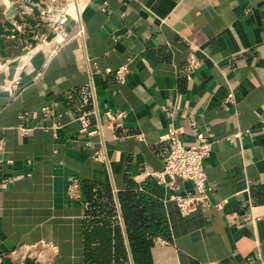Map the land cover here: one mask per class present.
<instances>
[{
	"label": "crops",
	"instance_id": "1",
	"mask_svg": "<svg viewBox=\"0 0 264 264\" xmlns=\"http://www.w3.org/2000/svg\"><path fill=\"white\" fill-rule=\"evenodd\" d=\"M4 1L0 61L9 63L52 32L42 0ZM21 3L32 7L22 17ZM13 19L22 30L10 37ZM81 26L53 58L37 51L22 71L15 61L0 67V264H18L9 251L40 239L58 248L50 264H134L131 195L162 225L154 239L167 241L153 239L152 264H264V0H88ZM191 54L201 64L189 79L178 70ZM122 65L124 82L105 71ZM18 77L25 87L11 99L2 86ZM108 109L126 112L121 126H105ZM81 116L95 133L81 131ZM193 121L213 135L204 160L212 189L208 207L183 216L170 197L192 183L170 187L145 170L162 169L168 125L188 144Z\"/></svg>",
	"mask_w": 264,
	"mask_h": 264
},
{
	"label": "built area",
	"instance_id": "2",
	"mask_svg": "<svg viewBox=\"0 0 264 264\" xmlns=\"http://www.w3.org/2000/svg\"><path fill=\"white\" fill-rule=\"evenodd\" d=\"M88 0H42V5L38 6V15L41 21H45L51 29L52 35L46 38L41 35L35 47H28L25 53L15 59V67L19 71L25 69L34 52H44L46 59H51L57 55L59 50L68 43L71 39L81 36L83 28L81 26V15L87 6ZM5 2V1H4ZM5 4H11V0H6ZM21 11L19 15L22 17L32 11L31 5L21 3ZM13 33L9 35L14 37V31H21V24L13 19ZM14 61L2 62L0 67H7L13 64ZM201 62L199 58L191 54L188 62L183 69H179V73H183L187 78L191 79L194 71L198 69ZM106 73H113L114 77L119 82H124L128 73L126 65L119 66L115 69L107 68ZM42 76V71L37 73V77ZM24 84L20 78H15L8 84L2 86L8 93L11 99L18 98L23 89ZM233 95H226L224 102H232ZM44 112L50 111V107H43ZM126 115L122 110L105 111L106 123L108 128H115L122 125V120ZM23 117V115L21 116ZM82 123V132L95 133V130L89 131L87 120L84 116L80 117ZM195 129V138L191 143H183L179 136V130L172 124L168 125L166 133L161 136V139L166 141L169 149L163 158V166L160 170H145V175L156 179L157 183L165 184L173 187L176 179H185L192 183L193 190L186 194H173L170 198L175 201L177 207L183 216H187L196 211L199 207H208L210 205L209 194L212 186L207 182L204 160L210 155L214 143L213 135L208 129H199L195 121L191 123ZM29 128H20V134L25 135ZM141 138V135H137ZM241 137V132L228 134L224 137L225 140L233 142ZM4 150V141L0 140V163L2 162L1 153ZM96 159H101L102 155L97 153ZM67 193L71 198L80 197V182L72 181L67 189ZM216 206L222 208L224 201L216 203ZM156 245L167 244V241L162 238L154 239ZM57 246L50 240L40 239L33 243H22L15 245L10 251V257L17 261L18 264H24L26 259H34L41 264H50L52 254L57 253Z\"/></svg>",
	"mask_w": 264,
	"mask_h": 264
},
{
	"label": "trees",
	"instance_id": "3",
	"mask_svg": "<svg viewBox=\"0 0 264 264\" xmlns=\"http://www.w3.org/2000/svg\"><path fill=\"white\" fill-rule=\"evenodd\" d=\"M124 218L134 264H152L150 247L155 236L161 233L162 225L148 222L139 203H133V195L128 197Z\"/></svg>",
	"mask_w": 264,
	"mask_h": 264
}]
</instances>
